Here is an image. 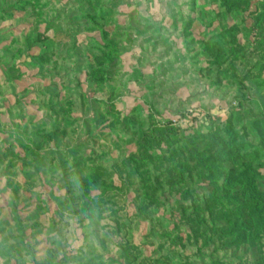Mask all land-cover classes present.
Here are the masks:
<instances>
[{
	"label": "rangeland",
	"instance_id": "obj_1",
	"mask_svg": "<svg viewBox=\"0 0 264 264\" xmlns=\"http://www.w3.org/2000/svg\"><path fill=\"white\" fill-rule=\"evenodd\" d=\"M0 264H264V0H0Z\"/></svg>",
	"mask_w": 264,
	"mask_h": 264
},
{
	"label": "trees",
	"instance_id": "obj_2",
	"mask_svg": "<svg viewBox=\"0 0 264 264\" xmlns=\"http://www.w3.org/2000/svg\"><path fill=\"white\" fill-rule=\"evenodd\" d=\"M212 133H209L208 135L210 136Z\"/></svg>",
	"mask_w": 264,
	"mask_h": 264
}]
</instances>
